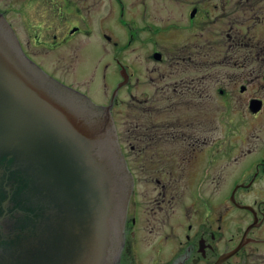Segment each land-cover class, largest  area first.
Returning a JSON list of instances; mask_svg holds the SVG:
<instances>
[{
    "label": "flooded vegetation",
    "instance_id": "flooded-vegetation-1",
    "mask_svg": "<svg viewBox=\"0 0 264 264\" xmlns=\"http://www.w3.org/2000/svg\"><path fill=\"white\" fill-rule=\"evenodd\" d=\"M169 1L187 7L185 22L191 28L188 39L176 41L174 53L159 44L167 33L159 25L165 19L152 21L147 1L139 19L128 12V0H0V15L30 62L109 108L132 184L114 264H264V199L258 197L251 205L239 196L264 172V161L248 184H235L224 203L214 205L212 197L215 92L229 110L228 120L234 113L231 108L238 110L248 104L245 94L250 88L236 85L237 81L230 84L234 78H228L222 88L214 89L212 56L217 54L223 65L243 67L247 59L253 60L251 56L260 58L264 39L257 41L256 34L264 26V0ZM119 22L127 29L130 44L137 41L153 46L144 55L154 65L148 68L146 84L142 83L140 65L131 60L120 64L122 79L115 83L107 103L97 102L57 78L78 75L84 69L82 60L89 59L88 64L100 60L101 40L113 47L111 57L118 63ZM171 24L182 28L178 20ZM218 28L220 35L214 36ZM197 31L206 32L205 37ZM84 38L89 45L84 44ZM54 56L59 60L49 66ZM64 63L68 66L63 67ZM108 66L104 65L105 71ZM124 89L129 108L122 132L116 110L124 101H120ZM254 98L261 99L263 105L260 97L250 98L249 105ZM229 140L217 149L225 156L236 151ZM229 208L240 211L237 218L242 217L232 232ZM243 211L253 217L248 225Z\"/></svg>",
    "mask_w": 264,
    "mask_h": 264
},
{
    "label": "water",
    "instance_id": "water-1",
    "mask_svg": "<svg viewBox=\"0 0 264 264\" xmlns=\"http://www.w3.org/2000/svg\"><path fill=\"white\" fill-rule=\"evenodd\" d=\"M131 188L109 108L30 62L0 15V264H114Z\"/></svg>",
    "mask_w": 264,
    "mask_h": 264
},
{
    "label": "rangeland",
    "instance_id": "rangeland-1",
    "mask_svg": "<svg viewBox=\"0 0 264 264\" xmlns=\"http://www.w3.org/2000/svg\"><path fill=\"white\" fill-rule=\"evenodd\" d=\"M130 4V9L128 12L133 14L134 18L139 19L143 10V3L146 2L150 7V19L155 21L157 18L165 19V22H159V25L163 26V29L167 30L165 33L164 39L161 38L159 44L169 53H174L175 47L179 39H188L191 33L189 30L191 28L186 24V10L187 7L177 6L176 2L172 3L169 0H128ZM152 1V2H150ZM153 4V7H152ZM156 7L158 9L156 10ZM178 20L182 24V28H177L171 26V22ZM140 21V20H139ZM137 23V22H136ZM119 22L118 24V50L117 58L118 63L112 59V49L106 41L101 40L102 51L100 60L92 61L88 64V60H82L84 69L79 71L76 74H69L65 76H58L57 78L62 81L83 90L85 93L89 94L93 100L97 102L107 103L110 99L112 90L115 87V83L119 80L121 81L122 73L120 64H126L133 61L140 65L139 71L142 75L143 84H146V77L149 74L148 68L154 66L147 59L145 54L152 51L153 46L151 44L144 46L137 41H133L132 44L129 43V38L127 34V29ZM139 25V23H137ZM135 25V23H134ZM186 25V27H185ZM260 25V24H259ZM260 27V26H258ZM165 30V31H166ZM175 30V31H174ZM179 31V34H178ZM213 31V30H212ZM136 35V28L133 30ZM171 32V33H168ZM174 32V37L172 33ZM221 30L218 28L214 30L213 35H220ZM198 35L205 37L206 32L202 33L197 31ZM171 34V35H170ZM257 41L259 39H264V26L261 27L258 31ZM200 37V38H201ZM84 44H87L89 40L84 38ZM201 41V39L199 40ZM89 45V43H88ZM159 45V46H160ZM248 48V47H247ZM246 53V52H245ZM68 57V53L66 54ZM244 60L241 58L240 62L245 61L243 67L242 65L238 66L237 64L232 65H223L218 60V55L213 54V78L212 84L213 88L218 90L222 88L223 83L227 84L228 78H234L233 82L230 84L236 83V85L244 84L249 88L248 93L245 97L248 100L244 107L237 109L231 108L234 113H230L227 120L226 111H229L227 108L221 105L219 95L215 92L217 96L214 97V107H213V137H214V182L212 183V197L214 205H217V202H225L227 196L231 194L232 190L235 187L236 183L248 184L254 173L256 167L264 161V103L259 110L261 112L255 116L253 110H251L249 105V100L252 97H260L264 99V51L262 52L259 59L254 58ZM168 59V55H166ZM53 61L49 62L50 64H55L58 62L59 58L53 57ZM63 62V60L61 61ZM74 62V61H72ZM66 63V62H65ZM64 63L63 67H67ZM108 64V69L105 71L104 65ZM255 70V73L249 72V70ZM228 72L226 75L224 73ZM224 74V76H223ZM199 75H202L199 72ZM225 80V82L223 81ZM124 89L120 95L119 107L116 112L120 117L118 127L122 132L126 129V114L128 112V93ZM253 100H261L259 98H254ZM251 101V102H252ZM128 107V108H127ZM203 112L201 116H204ZM203 120H205L203 118ZM205 122V121H204ZM230 139V147H236L234 153H230L228 156H225L222 151L217 149L222 148L225 145V140ZM233 144V145H232ZM217 150V151H216ZM240 198L245 200L246 203L253 205V202L256 198L261 197L264 199V172L261 171L259 177L256 179L254 185L250 188H244L240 191ZM229 229L232 232L235 225L238 222H242L241 218H237L236 209L229 208ZM244 224L248 225L250 221L253 220L252 215L248 212H244ZM264 249V248H262Z\"/></svg>",
    "mask_w": 264,
    "mask_h": 264
}]
</instances>
